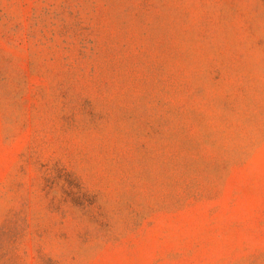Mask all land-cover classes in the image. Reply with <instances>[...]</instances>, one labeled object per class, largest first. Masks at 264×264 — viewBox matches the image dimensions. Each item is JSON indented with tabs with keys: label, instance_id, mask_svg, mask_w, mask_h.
<instances>
[{
	"label": "rangeland",
	"instance_id": "1",
	"mask_svg": "<svg viewBox=\"0 0 264 264\" xmlns=\"http://www.w3.org/2000/svg\"><path fill=\"white\" fill-rule=\"evenodd\" d=\"M0 264H264V0H0Z\"/></svg>",
	"mask_w": 264,
	"mask_h": 264
}]
</instances>
